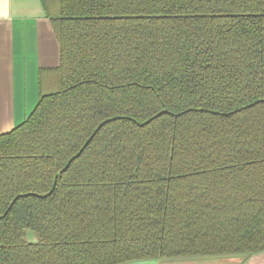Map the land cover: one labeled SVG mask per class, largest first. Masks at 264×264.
I'll use <instances>...</instances> for the list:
<instances>
[{
	"label": "trees",
	"instance_id": "trees-1",
	"mask_svg": "<svg viewBox=\"0 0 264 264\" xmlns=\"http://www.w3.org/2000/svg\"><path fill=\"white\" fill-rule=\"evenodd\" d=\"M41 1L60 64L0 134V264L264 252V0Z\"/></svg>",
	"mask_w": 264,
	"mask_h": 264
},
{
	"label": "crops",
	"instance_id": "crops-1",
	"mask_svg": "<svg viewBox=\"0 0 264 264\" xmlns=\"http://www.w3.org/2000/svg\"><path fill=\"white\" fill-rule=\"evenodd\" d=\"M60 64V45L41 0H0V134L22 124L37 105L39 73ZM125 264H264V252Z\"/></svg>",
	"mask_w": 264,
	"mask_h": 264
},
{
	"label": "rangeland",
	"instance_id": "rangeland-1",
	"mask_svg": "<svg viewBox=\"0 0 264 264\" xmlns=\"http://www.w3.org/2000/svg\"><path fill=\"white\" fill-rule=\"evenodd\" d=\"M37 100H35V101H37V103H38V100H39V93L37 92V98H36ZM28 238H29V240H31V241H35V236H34V234L32 233V232H29L28 233Z\"/></svg>",
	"mask_w": 264,
	"mask_h": 264
}]
</instances>
